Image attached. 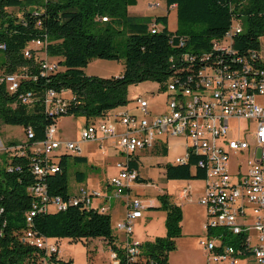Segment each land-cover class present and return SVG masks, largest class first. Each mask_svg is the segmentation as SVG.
Here are the masks:
<instances>
[{
	"label": "trees",
	"instance_id": "16d2710c",
	"mask_svg": "<svg viewBox=\"0 0 264 264\" xmlns=\"http://www.w3.org/2000/svg\"><path fill=\"white\" fill-rule=\"evenodd\" d=\"M165 1L168 8L177 6L176 31L168 28V14L154 18L129 14L128 7L137 0H0V43L6 44V49L0 50V72L11 73L26 67L36 78L25 80L20 90L33 89L41 97L32 106L21 104L17 94L8 92L0 82V118L7 124L32 126L34 140H41L46 127L57 123L61 116H83L87 121L106 117L129 102V85L151 80L161 83L164 89L176 74L196 72L199 60L188 70L185 54L200 56L209 51L213 41L223 38L238 21L242 22L236 23L241 30L233 36V48L241 55L256 53V62L264 68V0ZM9 8H19L21 15ZM118 34L126 35L124 47L115 43ZM38 39L46 41L47 54L57 58L61 65L57 72L41 75L36 51H32L31 57L25 55L28 42ZM93 58L123 60L124 70L118 76L87 75L84 68ZM246 74L258 77V70L248 69ZM48 89L70 90L80 104L71 106L66 114H50L41 101ZM166 150L163 141L157 152L164 154ZM66 153L59 155L60 169L45 170L41 179H45L51 196L68 200L75 193L69 192ZM199 158L192 154L189 164H167V177L204 179L206 170L192 167ZM74 159L86 160L80 155ZM0 160H5V152ZM19 165L14 172H0V264H75L72 258H61L57 251H50L44 260V249L22 241L20 233L28 227L26 213L33 201L26 188L39 178L30 171L27 159L19 161ZM130 165L137 168L136 159ZM75 177L82 181L86 173L76 171ZM159 200L161 205L155 209L166 211V235L143 242L140 258L146 264H169V254L182 235V207L172 202L168 194L159 196ZM32 227L42 236L82 241L88 247V255V242L102 238L116 253L118 264H128L109 212L81 203L71 204L65 210L38 214ZM215 232L221 234L217 239L240 246L238 237L227 238L225 228H210L208 233Z\"/></svg>",
	"mask_w": 264,
	"mask_h": 264
},
{
	"label": "built area",
	"instance_id": "2783aa9c",
	"mask_svg": "<svg viewBox=\"0 0 264 264\" xmlns=\"http://www.w3.org/2000/svg\"><path fill=\"white\" fill-rule=\"evenodd\" d=\"M234 34L236 22L223 38L213 41L209 51L200 56L185 54L188 70L196 59L200 62L198 69L176 74L165 83L168 112L164 114H154L150 99L143 96L137 98L134 111L114 110L106 117L86 120L80 129V141L63 140L58 124L52 123L46 127L41 140H34L35 132L29 125L24 127L22 141L0 142V151H5V160H0V172H14L20 167L19 161L27 159L30 171L39 178L26 188L33 201L26 213L28 227L20 233L22 241L44 249L46 260L49 251L60 252V241L39 235L32 227L35 216L80 203L103 212L109 210L102 201L108 195L86 186H80L68 200L49 194L45 179H41V170L60 169V148H63L61 152L81 155L83 143L99 141L102 148L109 146L118 150L125 159L117 162L118 172L112 175L110 186L114 196L119 197L123 189L139 179L137 168L130 165L135 153L154 149L169 138L182 137L187 142V151L172 162L189 164L191 155L196 154L200 158L192 167L206 170V188L199 203L205 206L208 214L205 224L208 237L200 240V245L208 252V264H264V68L256 62V53L241 55L233 48ZM46 45V41L32 40L25 51L28 57L36 51L41 75L61 69L57 59L48 58ZM5 49L6 44L0 43V50ZM247 69L258 70V77H246ZM32 78L36 76L30 75L26 67L11 73L0 72V82L5 84L6 90L16 93L20 103L29 106L41 99L33 89L20 90L23 82ZM41 101L50 114H66L71 106L80 104V100L66 89H48ZM232 120L239 123L237 138ZM243 122H247L246 128L242 127ZM251 124L256 127L254 146L245 136ZM251 150H254V159L248 158L247 171L239 162L238 171L232 173L230 157ZM258 151H261L260 158ZM143 209L142 198L133 196L127 203L126 218L113 227L125 234L122 247L128 264H146L140 258L143 241L133 237V226L136 219L143 216ZM216 227L225 228L227 238L238 237L240 246L209 235V229ZM111 255L118 264L116 253ZM88 256L91 263L92 248Z\"/></svg>",
	"mask_w": 264,
	"mask_h": 264
},
{
	"label": "rangeland",
	"instance_id": "374dc122",
	"mask_svg": "<svg viewBox=\"0 0 264 264\" xmlns=\"http://www.w3.org/2000/svg\"><path fill=\"white\" fill-rule=\"evenodd\" d=\"M160 7V5H157ZM14 14L21 15L19 8H9ZM236 23L242 24L238 21ZM125 34H118L115 39V43H119L121 47L125 46ZM43 56V54H41ZM261 56L264 60V42L262 43ZM50 60L57 58L48 56ZM124 70L123 60H108L93 58L84 71L87 75H98L103 77H109L118 75ZM162 84L156 81H143L138 84H131L128 87L129 102L118 110L127 111L137 107L138 97H148L150 99V107L154 114L161 115L168 112V93L162 89ZM68 93V92H67ZM68 95V94H66ZM115 109V110H117ZM86 122L83 116L77 115H64L61 116L58 121V130L60 132V138L63 140L80 141V129L81 126ZM238 121L232 120L231 126L234 128L235 137L237 138ZM247 122L242 123V127L246 128ZM255 124H251L249 132L245 135L249 143L254 146L256 141L254 138ZM24 127L22 125H11L5 123L0 118V142L6 143L9 140L20 142L24 139ZM88 158L84 161H75L73 152H67L69 155L68 164V175H69V192L74 194L78 187L86 185L87 180L92 179V183H101L102 185L107 184V178L116 169L114 167L115 160L113 158V150L109 148L107 151L101 146V142H90L88 143ZM59 155L63 151V148L59 149ZM4 152H0L3 155ZM261 156V151H258V158ZM248 158L254 159V150L250 152L240 153L238 156L232 155L229 159V165L232 173L238 171V163L244 164L243 170L247 171L246 162ZM76 171H83L86 173L84 182L78 181L75 177ZM112 177V176H111ZM90 182V181H88ZM110 182V181H109ZM158 210V209H155ZM183 210L182 220V235L176 239V248L169 254L170 264H208V252L200 245L201 238H207V231L203 229V223L207 222L208 214L205 206L200 203L187 202V206ZM151 212V211H148ZM149 214V213H148ZM151 214V213H150ZM162 216H152L145 218L143 223H135L133 226V237L139 236L143 242L152 241L157 237L165 236L166 234H155L162 228L166 229V211L163 210ZM165 216V217H164ZM113 221V227L115 226ZM114 229V228H113ZM116 231V230H115ZM151 231L153 234H146ZM198 231L200 234H194ZM120 232V231H119ZM197 232V233H198ZM218 232L212 234L213 237H217ZM138 238V237H137ZM139 238V239H140ZM140 239V240H141ZM53 241V238H50ZM60 253L59 256L62 258H73L75 264H90L88 256V247L82 241H71L69 238H61L60 240ZM92 247V254L98 243L88 242Z\"/></svg>",
	"mask_w": 264,
	"mask_h": 264
},
{
	"label": "crops",
	"instance_id": "0c3cea01",
	"mask_svg": "<svg viewBox=\"0 0 264 264\" xmlns=\"http://www.w3.org/2000/svg\"><path fill=\"white\" fill-rule=\"evenodd\" d=\"M157 5H160V7H157ZM128 11L131 15L150 16L152 18L159 15L168 14L169 30L176 31L177 29V6L172 5L170 8H168L165 0H137L136 4L130 5L128 7ZM261 40L263 43L264 37H262ZM122 72L118 75H121ZM132 110L134 111V109ZM11 141L13 140H9L7 142ZM166 143L167 150L164 154L157 152V146L156 148L151 150H140L133 155L132 158L136 159V162L138 164L137 170L139 172V179L138 181L131 182L128 187L123 189L119 197L114 196L113 188L110 186L109 181L111 176L115 175L118 172L116 166L117 162L124 160L125 156L121 155L118 150L112 147L106 146L104 148V150L106 151L109 148L113 150L111 154L114 155L113 158L115 157L114 167L116 170L110 176H108L106 185H102L101 183H92V179L90 178L89 180H87V184L85 186L90 189L100 190L108 195V197L103 198L102 201L105 205L109 207L108 212L112 216V221H115L117 223L126 218L127 203L133 196L141 197L144 204L143 216L136 219L135 223L137 224L143 223V221L146 217H148V215H150L149 217L164 215L162 214L163 210H155L156 207H159L161 205L159 196L163 194H168L170 200L180 205L182 209L186 208L187 202L199 204V199L204 194L206 188L204 179H169L167 177V164L173 163L172 160L186 153V140L182 137H172L167 139ZM81 152L82 153L80 156L85 157L87 159L89 152L88 143H83L81 145ZM84 181L85 179L81 182ZM183 192L186 193V196H183ZM205 224L206 223L204 222L203 229L206 232ZM158 232L159 233L155 234H166V229L162 230L161 228ZM197 232L198 231L194 232V234H200L199 232ZM114 233L118 236V243L122 245L125 239V234L117 230H114ZM146 234L153 233L149 231ZM137 237L140 238L139 236ZM91 242L98 243V246L93 251L94 253L92 254V260L90 264H116L115 260L111 255L113 251L108 247V245L102 238L93 239L91 240Z\"/></svg>",
	"mask_w": 264,
	"mask_h": 264
},
{
	"label": "bare ground",
	"instance_id": "6f19581e",
	"mask_svg": "<svg viewBox=\"0 0 264 264\" xmlns=\"http://www.w3.org/2000/svg\"><path fill=\"white\" fill-rule=\"evenodd\" d=\"M240 30H241V28H240V26L239 25H236V32H240ZM248 70V69H247ZM249 75V74H248ZM247 74H246V77H250V76H248ZM254 77V76H253ZM0 152H5V151H0ZM48 171V172H55L56 171V169H43V170H41V173H43L44 171ZM110 183H112V177L110 178ZM50 252V251H49Z\"/></svg>",
	"mask_w": 264,
	"mask_h": 264
}]
</instances>
